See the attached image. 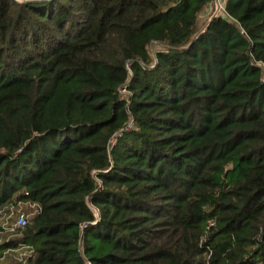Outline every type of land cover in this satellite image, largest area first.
<instances>
[{
	"label": "trees",
	"instance_id": "obj_1",
	"mask_svg": "<svg viewBox=\"0 0 264 264\" xmlns=\"http://www.w3.org/2000/svg\"><path fill=\"white\" fill-rule=\"evenodd\" d=\"M213 2L0 0V264H264V0Z\"/></svg>",
	"mask_w": 264,
	"mask_h": 264
},
{
	"label": "built area",
	"instance_id": "obj_2",
	"mask_svg": "<svg viewBox=\"0 0 264 264\" xmlns=\"http://www.w3.org/2000/svg\"><path fill=\"white\" fill-rule=\"evenodd\" d=\"M17 2H24L26 0H15ZM222 12L213 14L223 15L224 7H222ZM211 18V17H210ZM120 93L127 97L129 92L126 87L120 89ZM133 127V119L130 120L126 130H130ZM29 194L24 193L22 196L18 197L13 202L9 203L2 209H0V234L9 232L12 233L16 229H23L28 224L30 219L41 212V205L28 198ZM32 253V251H29Z\"/></svg>",
	"mask_w": 264,
	"mask_h": 264
},
{
	"label": "rangeland",
	"instance_id": "obj_3",
	"mask_svg": "<svg viewBox=\"0 0 264 264\" xmlns=\"http://www.w3.org/2000/svg\"><path fill=\"white\" fill-rule=\"evenodd\" d=\"M222 7H224V4L220 3V0H214L213 4L211 7H208L199 17V25L203 26L209 19L210 17L215 14V13H220L222 12ZM2 238L0 239V245L3 244L5 241H8L10 239H15L17 237V234L12 235V233L6 232L5 234L1 235ZM30 255V252L26 248H21L16 251H6L4 253V257H0V260H8L11 258L21 260V259H26Z\"/></svg>",
	"mask_w": 264,
	"mask_h": 264
},
{
	"label": "crops",
	"instance_id": "obj_4",
	"mask_svg": "<svg viewBox=\"0 0 264 264\" xmlns=\"http://www.w3.org/2000/svg\"><path fill=\"white\" fill-rule=\"evenodd\" d=\"M225 1H226V0H220V3H221V4H225Z\"/></svg>",
	"mask_w": 264,
	"mask_h": 264
},
{
	"label": "water",
	"instance_id": "obj_5",
	"mask_svg": "<svg viewBox=\"0 0 264 264\" xmlns=\"http://www.w3.org/2000/svg\"><path fill=\"white\" fill-rule=\"evenodd\" d=\"M25 2V1H24Z\"/></svg>",
	"mask_w": 264,
	"mask_h": 264
}]
</instances>
